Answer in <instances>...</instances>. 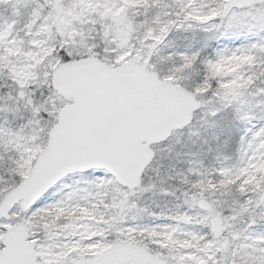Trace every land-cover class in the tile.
Returning <instances> with one entry per match:
<instances>
[{
  "label": "snow or ice",
  "instance_id": "snow-or-ice-1",
  "mask_svg": "<svg viewBox=\"0 0 264 264\" xmlns=\"http://www.w3.org/2000/svg\"><path fill=\"white\" fill-rule=\"evenodd\" d=\"M0 264H264V0H0Z\"/></svg>",
  "mask_w": 264,
  "mask_h": 264
}]
</instances>
